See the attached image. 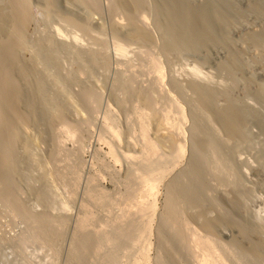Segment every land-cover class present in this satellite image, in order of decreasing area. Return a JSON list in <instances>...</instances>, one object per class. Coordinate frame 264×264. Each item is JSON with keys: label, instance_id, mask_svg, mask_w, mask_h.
Returning <instances> with one entry per match:
<instances>
[{"label": "bare ground", "instance_id": "obj_1", "mask_svg": "<svg viewBox=\"0 0 264 264\" xmlns=\"http://www.w3.org/2000/svg\"><path fill=\"white\" fill-rule=\"evenodd\" d=\"M4 1L9 10L4 13L0 8V264L10 263L12 259L9 258L17 253V256L23 254L31 241L39 244L47 242L58 256L64 234L62 226L69 217L68 214L58 213L53 206L58 178L56 150L52 148L45 155L40 151L44 140L53 138L50 129L41 123L44 103L29 106L33 92L27 88V67L19 55L24 48L28 23L26 13L18 3L20 0ZM42 1L48 12L58 11L56 0ZM84 1L98 11L96 0ZM111 2L112 7L125 18V22L116 18L112 21L110 27L113 34H124L147 46L155 41V35L146 24L147 16L142 13L145 0ZM151 5L152 22L160 38L161 53L166 57L183 53L194 55L199 66L192 67L193 73L200 74L201 66L212 70L209 76L213 78L212 81H200L193 77L183 81L174 76L169 78L173 91L190 107L192 124L188 146L183 143L180 131L167 127L165 121L168 119L165 120L154 110L146 113L149 121L142 125L143 151L146 148L150 158L158 153V145L166 144L172 147L175 161L187 154L185 165L179 169L174 170L176 165L164 167L176 172L165 185V207L157 228V238L165 257L159 255L158 261L160 264L178 263L179 254L186 247L184 238L188 237L189 222L193 221L198 222L205 232L204 235L192 232L194 243L210 246L205 260L216 257L210 256L217 252L212 245L214 241L235 264H264V224L256 225L246 217L236 187L238 176L234 163L226 159L227 154L244 147L251 150L257 162L253 167L256 183L264 189V0H151ZM59 14L64 20L65 15ZM72 20L67 18L70 24L83 30L90 28L88 24ZM56 44L51 39L37 42L42 52ZM118 50L121 52L125 48L121 44ZM47 55L50 57L53 53ZM34 62L35 59L32 64ZM152 62L156 79L161 83L165 78L163 68ZM11 68L16 69L21 78L15 79L9 73ZM40 89L42 87L38 85L36 91ZM84 89L79 92L83 100L96 97V92L94 94L87 87ZM130 90L136 100L152 107L147 90ZM54 110L56 112L50 115V122L63 116L62 109L57 107ZM149 124L155 129L154 139L149 138ZM111 130L118 142L121 133L115 127ZM49 144L54 145L51 140ZM143 151L142 155L145 154ZM108 152L113 159H118L113 146ZM124 156L133 157L127 151ZM150 158L141 163H144V167L141 165L144 172L139 196H152L148 202L138 196L137 211L142 212L147 208L153 211L156 203L153 197L158 180L148 173L153 164ZM224 186L231 188L227 190H230L231 196H224L228 200L219 198V193L225 195L227 192L223 191L226 189ZM220 201L227 204L229 211L219 210ZM65 206L63 208H67ZM207 210H213L214 216H207ZM88 219L89 216L82 217L83 224L79 230L87 234L83 233L68 247L66 264H83L77 247L80 246L86 254L91 237V232L86 229ZM226 229L231 233H227ZM144 251H141L138 264L148 259L143 255ZM216 259L208 263H223L222 255ZM203 260L204 257L201 262L208 264Z\"/></svg>", "mask_w": 264, "mask_h": 264}, {"label": "rangeland", "instance_id": "obj_2", "mask_svg": "<svg viewBox=\"0 0 264 264\" xmlns=\"http://www.w3.org/2000/svg\"><path fill=\"white\" fill-rule=\"evenodd\" d=\"M56 2L59 8L54 12H48L42 0L18 2L23 6L28 21L23 39L24 48L19 55L27 67V88L33 92L29 106L44 103V107H41V123L53 133V138L45 139V143L41 144L40 151L45 155L52 148L56 150L55 163L58 166L55 164V168H58V178L54 188V210L60 214H68L69 217L62 226L64 234L58 256L47 242L44 241V246L40 247L42 244L31 241L23 254L17 256L18 253H12L16 255L9 258L12 261L8 264H66L68 247L83 233L87 234L79 230L84 216H89L86 229L91 232V237L86 254L80 246L77 247L83 264H138L143 250L148 263L145 261L142 264H160L158 256L165 257V254L157 238V228L165 207V185L176 172L174 170L185 165L187 154L176 162L171 154L172 147L166 144L158 145V157L150 154V158L149 153L146 154L147 149L144 148L146 152L143 151L142 125L144 122L148 123V114L154 110L165 117V120L168 119L165 121L168 125L174 126L166 124L167 127L180 131L183 143L188 146L189 127L192 124L190 107L173 91L169 78L174 76L187 80L188 77H193L200 81H212V70L200 66V74L196 75L192 71L194 65L199 66L196 56L183 53L166 57L161 53L160 38L152 22L151 0H145L146 5L142 8V13L147 16L146 24L155 35V41L149 46L124 34H113L110 27L112 21L116 18L125 22V18L112 7L111 0H96L98 11L91 9L84 0ZM0 8L4 13L9 10L4 0H0ZM60 12L65 15L64 20L61 19ZM67 18L76 23L88 24L91 29L83 30L70 24ZM49 39L58 44L40 51L37 42ZM121 44L125 50L119 52L117 49ZM50 53L53 55L49 57L47 54ZM152 61L163 68L165 78L161 83L156 79ZM9 73L15 79L21 78L16 69H9ZM38 85L42 87L40 91H36ZM86 87L94 94L96 92V97L83 100L79 92ZM130 89L141 92L147 90L152 107L136 100ZM57 107L62 109L63 118L59 116L62 119L50 122V115L57 111L54 110ZM111 127L121 133L118 142L114 139ZM153 130L155 129L150 125L151 133L148 135L151 139L154 137ZM50 140L54 145L49 144ZM110 146H113L117 160L108 152ZM126 151L133 157L124 156ZM142 151L145 152L144 155L141 154ZM250 151L244 147L227 154L226 159L229 163H234L238 176L236 187L240 192L246 217L256 225H263L264 189L256 183L257 176L253 167L257 162L254 153ZM145 155L152 160V168L148 173L158 180V188L156 187L153 197L156 202L154 210L147 208L142 212L137 211L140 201L137 198L143 186L141 175L144 170L141 165L144 163H141ZM173 165H176L174 170L171 169ZM167 166H171L170 170L164 168ZM223 188H226L223 189L224 192L231 189L226 186ZM227 192L225 195H222L223 192L219 193V198L228 200L225 197H230L231 192ZM143 197L139 199H146L147 202L152 199L150 195ZM219 203V210L229 211L226 203ZM64 206L67 208H63ZM207 211V216H214L213 210ZM194 231L198 235L205 234L198 222H189V229L186 231L188 237L184 238L186 247L180 252L177 264H203L202 258L205 260L210 246L196 245L195 238L192 237ZM226 232L231 233L229 229ZM212 245L219 253L215 251L213 255L210 252V256L222 255V264H235L221 252L214 241ZM212 259L215 260L213 257L210 260L206 258L205 261L208 263Z\"/></svg>", "mask_w": 264, "mask_h": 264}]
</instances>
